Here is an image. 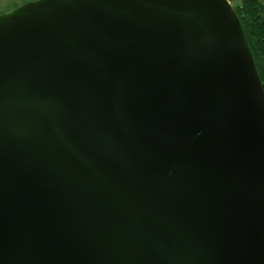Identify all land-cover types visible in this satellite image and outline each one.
Here are the masks:
<instances>
[{
	"label": "water",
	"instance_id": "water-1",
	"mask_svg": "<svg viewBox=\"0 0 264 264\" xmlns=\"http://www.w3.org/2000/svg\"><path fill=\"white\" fill-rule=\"evenodd\" d=\"M0 264H264V85L228 0L0 15Z\"/></svg>",
	"mask_w": 264,
	"mask_h": 264
},
{
	"label": "trees",
	"instance_id": "trees-1",
	"mask_svg": "<svg viewBox=\"0 0 264 264\" xmlns=\"http://www.w3.org/2000/svg\"><path fill=\"white\" fill-rule=\"evenodd\" d=\"M264 85V0H243L234 7Z\"/></svg>",
	"mask_w": 264,
	"mask_h": 264
},
{
	"label": "flooded vegetation",
	"instance_id": "flooded-vegetation-1",
	"mask_svg": "<svg viewBox=\"0 0 264 264\" xmlns=\"http://www.w3.org/2000/svg\"><path fill=\"white\" fill-rule=\"evenodd\" d=\"M28 1H31V0H10L9 3L5 5V7L2 10H0V15L4 13H9L13 9L19 7L20 5Z\"/></svg>",
	"mask_w": 264,
	"mask_h": 264
},
{
	"label": "rangeland",
	"instance_id": "rangeland-1",
	"mask_svg": "<svg viewBox=\"0 0 264 264\" xmlns=\"http://www.w3.org/2000/svg\"><path fill=\"white\" fill-rule=\"evenodd\" d=\"M9 1L10 0H0V10H2L5 7V5L9 3ZM228 1L230 2L231 6L234 8L236 6L241 5V2L243 0H228Z\"/></svg>",
	"mask_w": 264,
	"mask_h": 264
}]
</instances>
